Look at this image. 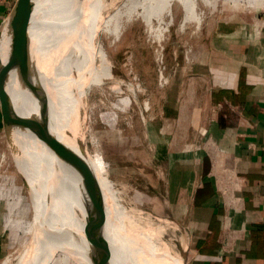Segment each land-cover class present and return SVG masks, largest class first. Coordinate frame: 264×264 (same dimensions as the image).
I'll return each mask as SVG.
<instances>
[{"label":"bare ground","instance_id":"obj_1","mask_svg":"<svg viewBox=\"0 0 264 264\" xmlns=\"http://www.w3.org/2000/svg\"><path fill=\"white\" fill-rule=\"evenodd\" d=\"M173 1L185 13L182 32L187 23L202 17L203 11L195 12L196 0H34L29 92L11 74L6 89L21 115L23 129L15 138L35 210L23 224L25 240L0 264H99L84 235L86 196L93 225L112 250L113 264H188V229L145 211L137 205L138 189L109 178V163L92 131V115L100 110L98 105H105L106 84L118 95H124L126 87L129 95L120 101L127 106L138 102L140 91L114 74L106 47L118 46L136 21L161 43L174 24ZM8 52L6 43L4 63ZM139 109L143 114L148 103ZM55 137L77 160L80 176L52 151Z\"/></svg>","mask_w":264,"mask_h":264},{"label":"rangeland","instance_id":"obj_2","mask_svg":"<svg viewBox=\"0 0 264 264\" xmlns=\"http://www.w3.org/2000/svg\"><path fill=\"white\" fill-rule=\"evenodd\" d=\"M196 2L195 12L203 11V15L199 21L187 23L182 32L185 13L173 1L174 24L161 43L150 37L140 21L124 31L118 46L105 42L114 74L133 82L140 91L138 102L127 106L120 101L121 96L129 95L126 87L125 94L118 95L106 84L105 105H98L100 110L92 115V131L109 163V178L133 185L140 194L138 206L157 217H169L184 229L185 203L169 188L178 177L169 172V163L180 156V151L196 145L199 132L186 131V127H206L212 120L208 90L211 73L202 61L214 40L241 37L245 28L264 29V0H211L209 5L204 0ZM146 102L149 109L142 114L139 107L142 109ZM115 104L120 106L118 110L113 108ZM0 203L12 237L10 254L25 240L23 224L31 221L35 209L7 135L0 139ZM177 245L181 248L180 243ZM189 253L188 249L187 263Z\"/></svg>","mask_w":264,"mask_h":264},{"label":"crops","instance_id":"obj_3","mask_svg":"<svg viewBox=\"0 0 264 264\" xmlns=\"http://www.w3.org/2000/svg\"><path fill=\"white\" fill-rule=\"evenodd\" d=\"M16 2L0 0L2 61ZM256 30L211 44L202 66L211 73L212 120L186 127L199 132L196 145L169 163L178 176L169 188L185 203L188 264H264V29ZM12 244L0 205V262Z\"/></svg>","mask_w":264,"mask_h":264},{"label":"water","instance_id":"obj_4","mask_svg":"<svg viewBox=\"0 0 264 264\" xmlns=\"http://www.w3.org/2000/svg\"><path fill=\"white\" fill-rule=\"evenodd\" d=\"M34 0H17L15 8L9 18L8 33V56L7 62H0V102L3 114L6 135L18 160V169L29 192L32 203L35 204L32 185L30 184L22 163L19 161L22 151L16 141L15 132L22 126L19 124L20 112L13 101L11 94L6 89V76L11 74L19 83L23 91L29 92L30 82V52H31V31L34 29ZM55 145L52 151L60 158V160L71 167L78 175H81L77 160L62 145L61 141L55 137ZM85 194V191H83ZM85 209V226L84 235L90 245V252L99 264H113L112 250L107 243L106 238L93 225V208L87 196L83 199ZM77 217L80 219V214ZM73 232H77V228H72Z\"/></svg>","mask_w":264,"mask_h":264},{"label":"built area","instance_id":"obj_5","mask_svg":"<svg viewBox=\"0 0 264 264\" xmlns=\"http://www.w3.org/2000/svg\"><path fill=\"white\" fill-rule=\"evenodd\" d=\"M9 19V18H8ZM7 22V21H6Z\"/></svg>","mask_w":264,"mask_h":264}]
</instances>
